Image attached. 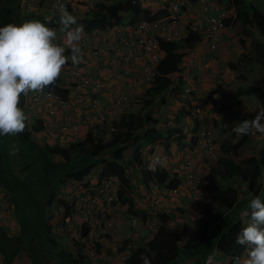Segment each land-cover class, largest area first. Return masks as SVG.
<instances>
[{
	"label": "crops",
	"instance_id": "obj_1",
	"mask_svg": "<svg viewBox=\"0 0 264 264\" xmlns=\"http://www.w3.org/2000/svg\"><path fill=\"white\" fill-rule=\"evenodd\" d=\"M26 1L15 0V2L10 1L8 3L9 10L4 20L5 24H20L31 19H39L45 22L44 18L49 17L51 20L49 26L52 27L55 13L58 10L56 2L46 0L43 4L28 7ZM66 1L72 3L74 0ZM141 1L144 9L154 15L162 9L169 11V6L184 0ZM227 2L228 0H193L189 9L183 8L181 10V28L184 33L187 34V29L192 28L202 34V40L192 47H184L180 50L184 53L179 66L180 71L169 75L174 81L172 89L159 94L161 96L160 100H156L151 108L140 112L150 113L149 115L154 118V122L149 123L150 127L153 126L161 132V135L153 143L146 144L143 147L142 156L146 167L149 162L153 161L154 155H159L165 159V164L163 167L159 165L157 167L166 170L171 178L177 175L181 180V184L176 192L167 188L166 185L161 186V190L154 200L153 194H149L148 190H145L146 187L142 185L144 181L143 173L138 167L132 165L129 169L130 176L132 174L131 177L129 176L131 179L132 201L131 203L128 202L127 205L135 207L145 217H148L149 214L154 215V212L157 213L162 209L165 214L175 219L176 229L180 232H184L189 226L187 221H192L191 216H199L197 217L199 222L202 214L199 212V199H196L193 191L183 184L185 165L188 160L198 161L204 157V154H207L196 143L194 136L197 135V131L205 127L210 128L217 141L222 145L225 144L223 140L226 137L231 138L230 140L233 139L234 144H240L247 138L253 139L251 145H254L257 149V157L260 155L258 152L260 150L259 146H264V135L260 133L238 136L232 130V127L238 122L253 120L257 115V110L263 108L264 95L261 92L262 83L259 81L264 79V68L258 60H261L263 55L261 48L264 47V40L255 27H250L245 32L242 25H234L236 8L227 5ZM72 4L73 9L77 10V13L73 15L84 18L88 8L84 9L78 3ZM90 8L92 7L90 6ZM220 11H224L226 14V26L219 34L217 44L214 47L206 39V31L209 28V18ZM136 21L137 15L135 13L126 14L119 25L115 28H109V31L112 29L119 31ZM257 32L260 33L262 39L259 38ZM59 35L61 42H63V35ZM113 40V37L101 34L86 45H80L83 53L80 64H73L69 60L68 63L71 64H67L68 67L83 68L93 78L100 80L101 87L99 89L86 87L78 82L79 79L68 77L63 71L61 75L62 83L69 88L70 92L67 111L58 108L56 116L51 117L44 108V102L33 103L32 101L34 96L41 93H30L28 97H24L23 110L28 117L27 129L31 144L26 145L24 148L25 143L21 134L17 135L19 136V142L24 145L23 148L18 146L19 153L26 151L34 155L36 152L43 154L42 146L45 144L69 146L71 143L84 140L89 133L103 138V131L106 130L108 122L110 123L113 117L111 118L103 109H91L88 104L90 97L96 95L106 105L115 95L128 93L129 90H131V93L128 94L131 96L135 92H142L143 94L146 92L148 84L145 80L146 76L141 70L145 63L136 64L133 61L135 50L132 49L122 48L121 53L116 54V51L113 50ZM95 48L101 50V56L96 57L91 54ZM66 54L71 55L69 50ZM111 57L114 59V67L110 71H105L106 60L109 61ZM125 72H129V75L125 76ZM187 87H191L190 92L186 91ZM219 87L234 92H238V88L244 87L250 90V94L239 96L237 99H230L217 90ZM130 102L128 110L139 106L131 107ZM197 103L204 105V111L201 115L194 112ZM159 104V109L162 111L160 114L157 113L156 107ZM138 109H141L140 106ZM66 119L76 122L78 130H71L67 134V139L61 140L57 138L58 128L59 124ZM175 128L179 131L169 137L168 132ZM105 138L107 140V137ZM6 143L5 137H0V152L2 155L6 153ZM244 148L242 150L246 152ZM132 150L128 153L127 159L129 160L132 159ZM26 152L22 154L25 155ZM53 157L61 160L59 156ZM98 169L100 167L97 166L93 171L94 177L91 175L89 179H97L95 173ZM225 172L227 174V169L224 170ZM220 175L222 176L221 173L217 174L212 170L207 176L222 187L235 185L231 182V184L223 186L219 183ZM12 177H14V174L10 173L6 177H0V193L4 198L11 194V191L19 189L17 187L19 183H24L19 179L14 181ZM229 180L232 179L227 174V181ZM235 180H238V178ZM241 183L239 181L236 185L237 187L239 185V197L235 206L224 215L222 220L210 228L196 249H187V247L181 245L180 256L171 261L173 264H229L230 258L217 249L219 236L237 219H242L246 225V218L241 215V212L247 207L248 201L255 198L249 191L248 185ZM60 186L61 184H57L49 191L52 192L54 189L57 196ZM22 189L24 188L21 186L19 190ZM262 194L259 196L260 198H262ZM149 199L152 201L149 202ZM46 200L43 204H36L35 202H28L25 198L22 204L18 202L13 206L8 204L9 208L0 227V253L2 254L0 264H44L49 260L50 253L47 247L57 245L54 236L62 237L65 234L59 233V226L63 222L61 214L52 215L49 212V207L46 206ZM119 207L120 209L115 213L116 231L115 237L113 235L112 239L114 243L130 233V229H127L124 224L125 210L122 206ZM76 220H78L77 217ZM152 231V220L148 218V222L144 224L138 233L137 240L139 243L144 244L147 240L151 241L154 237ZM191 231L194 233V230ZM74 234L68 235L71 237ZM70 237L69 241H71ZM209 256H214V262L208 260ZM246 256L247 249L242 255L241 262ZM65 264L67 263L65 262Z\"/></svg>",
	"mask_w": 264,
	"mask_h": 264
},
{
	"label": "trees",
	"instance_id": "obj_2",
	"mask_svg": "<svg viewBox=\"0 0 264 264\" xmlns=\"http://www.w3.org/2000/svg\"><path fill=\"white\" fill-rule=\"evenodd\" d=\"M72 3L75 5L74 1ZM72 3L66 2L65 7L70 13L74 14L77 10L73 9L74 6L72 7ZM227 5H232L236 8L234 25H242L245 32L248 31V28L255 27L261 33L264 40V13L261 12L254 3L249 0H228ZM87 10L86 14H84V18L74 16L76 17L78 25H83V29H87L88 31L94 29H107L108 27L114 26L115 22H120L123 16L129 13H135L137 19L146 18L147 16L150 18H161L168 14L167 9H162L158 13L152 15L149 11L144 9L141 0H103L100 7L90 8V10L88 8ZM139 15L141 17H138ZM57 16L58 12L56 11L54 16L55 20L52 25L54 28L58 27L55 23ZM201 40L202 34L192 28L187 29V34L181 38L180 41L160 40L163 56L161 57L160 63L156 66L155 81L150 84L143 94L140 103L142 104L141 110L151 108L153 104H155L159 94L172 89L174 81L169 75L180 71L179 66L184 56V53L180 50L184 47H192L201 42ZM262 54V58L258 60V62L264 68V52H262ZM45 90L59 95L63 100H67L70 94L69 88L62 83L61 77L54 86L46 88ZM217 90H219L223 96L230 99H237L239 96L250 94V90L244 87L238 88V92L229 89L223 90L221 87ZM23 102L24 97H22L20 104L22 108L24 106ZM262 106L264 108V101L262 102ZM149 114H137L128 111L123 114L121 122H113L115 130L112 131L111 136L108 137L107 140H104L102 136L99 137L89 133L84 140L71 143L69 146L60 144L51 146L45 144L42 146L44 153L41 154L40 152H36L35 157H39L40 160L44 162L45 158L50 157L53 161V156L61 157V162L56 163L57 165H61L59 167L62 169V172L59 173L58 184L71 178L83 180L101 161L108 169L118 174L122 183V191L125 195L124 201L129 203L132 201V199L129 198L131 183L128 175V170L131 165H135L139 168L143 173L144 179L153 177L156 178L161 185H166L167 188L170 189H176L181 184V180L177 175L171 178L166 170L159 168L154 171H149L144 163L142 156L143 147L146 144L153 143L157 137L161 135L160 130L153 126L150 127L151 125H149V123L152 121L154 122V118ZM178 131L179 129L177 128L170 130L168 132L169 137L173 135V133L176 134ZM21 136L25 143L24 148L26 145L31 144V138L27 127ZM194 138L196 139V136H194ZM224 145L226 146L225 156L220 159V163L227 169L228 176L231 179L238 178L247 183L251 194L254 197L260 196L263 193L264 186L260 182L261 168L264 166V147L260 151V158L262 160L261 166L258 168H250L239 164L231 157V142H226ZM130 148H134V151L132 153V159L129 161L126 156ZM3 156L5 158L6 154ZM31 165L32 164L28 163L29 168L33 167ZM22 187L24 189L11 191V194H8L2 202L10 206L24 203L27 194L24 185H22ZM206 194H208L210 198L207 209H204L206 212L203 211V215L195 228V232L193 235H190L186 241H184L183 232H180V230L176 228L173 229L163 225L160 231L151 239L150 243L148 245H143L139 251L135 252L124 264H143L145 258L149 259L151 264H165L180 256L181 245L185 246V248L187 247V249H196L210 228L222 220L224 215L235 206L239 197V188L236 185L222 187L213 180H210L207 189L203 191L202 195L206 197ZM121 195L122 193H120V196ZM55 196L56 191L53 189L47 197L46 206H49L53 202ZM261 200L264 201V193L262 194ZM164 216L168 215L164 213ZM244 226L245 224L242 219H237L219 236L217 249L223 255L230 258L229 264H234V260L237 257L241 260L246 249V246L236 243L237 236ZM65 258L67 264H80L82 260L79 254L73 252L70 253L69 257L65 256Z\"/></svg>",
	"mask_w": 264,
	"mask_h": 264
},
{
	"label": "built area",
	"instance_id": "obj_3",
	"mask_svg": "<svg viewBox=\"0 0 264 264\" xmlns=\"http://www.w3.org/2000/svg\"><path fill=\"white\" fill-rule=\"evenodd\" d=\"M54 1L57 8L60 5L65 6L66 3V0ZM45 2L46 0H27L26 5L34 7L35 4ZM192 3V0L174 3V5L168 7L167 15L161 18H144L119 31L113 29L109 31V28L103 31L83 29L80 45H86L99 35L105 34L114 38L113 50L116 51V54L121 53L122 48L135 50L133 61L136 64L145 63L141 70L146 76L145 80L148 88L155 81L156 66L160 63L163 55L160 40L180 41L185 36L181 28V10L183 8L189 9ZM225 17V13H218L210 17L206 39L214 47L225 26ZM111 28H115V26ZM91 54L97 57L101 56L102 52L99 48H95ZM113 60L112 57L109 58V61L106 60L105 71H110L114 67ZM64 72L68 77L78 78L84 86H90L94 89L101 87L100 80L90 76L81 67H66ZM127 75H129V72H125V76ZM186 91L190 92L191 87H187ZM130 98L131 95L128 93H122L115 95L109 103L104 105L98 96H93L90 107L92 109L103 108L105 112L118 116L127 111L126 104ZM32 101L33 103L44 102V108L51 117L56 116L58 108L65 111L68 106L67 101L61 100L57 94L47 90H44L43 94L34 96ZM194 111L195 114L201 115L204 111V105L197 103ZM77 129L78 124L76 122L66 119L59 124L57 138L67 139L68 132ZM111 130H115V128L111 126ZM197 139L198 144L213 160L217 161L223 155L222 145L216 141L209 129L200 130L197 133ZM202 172L203 170L195 165L193 161H188L185 165V185L190 187L195 195L203 194L201 190L203 185ZM92 176L94 177L93 174ZM150 182L151 193L155 199L159 185L154 178ZM260 182L264 184V169L261 171ZM120 187L121 181L113 172L105 176L102 175L101 171L100 176L95 181L72 178L61 184L58 195L49 205V212L52 215L61 214L63 218V222L59 226V233H75L71 236L70 248L73 253L82 257L80 264H124L142 246L137 237H139L138 233L143 228L145 221L138 214V216L131 214L124 220L126 228L130 229V233L116 243L112 240L116 231L115 211L118 208L119 195L117 192ZM8 208V204L0 203V227ZM76 217L78 220H76ZM159 230V227H156L154 233L157 234ZM145 243H148V240ZM0 260H2L1 253Z\"/></svg>",
	"mask_w": 264,
	"mask_h": 264
},
{
	"label": "clouds",
	"instance_id": "obj_4",
	"mask_svg": "<svg viewBox=\"0 0 264 264\" xmlns=\"http://www.w3.org/2000/svg\"><path fill=\"white\" fill-rule=\"evenodd\" d=\"M57 12L58 16L55 23L58 27L56 28L49 26V23H51L49 17L44 18L45 22H42L39 19H31L20 24L8 23L0 27V137L17 136L26 130L28 117L23 108L20 107L22 97H28L30 93L43 94L46 88L54 86L61 77L62 72L65 71L66 67H68L67 64H69V60L76 65L81 63L83 53L80 48V41L83 37V25H78L76 17L70 13L64 5H60ZM218 13L225 12L220 11ZM146 18L150 17L147 16ZM142 19L144 18L137 19L134 23H137ZM119 23L120 22H115L114 26ZM98 30L103 31L106 29ZM59 34L63 35V42H61ZM68 50L71 52L70 56L66 54ZM60 99L63 100L61 97ZM68 99L64 101H68ZM126 112H128V110ZM105 113L109 114L107 112ZM109 115L113 117L111 122H108V127L106 128V131L109 132L108 136L110 137L112 131H114L111 130V126H113L114 118L116 116L112 114ZM205 128L209 129L213 133L210 128ZM202 129H199L197 133ZM232 130L238 136H247L255 133L264 135V108L257 110V115L253 120L238 122L234 127H232ZM196 143L198 144V139ZM198 146L200 145L198 144ZM222 147L223 150H226L225 145H222ZM18 153L19 147L13 144L12 150L9 154L15 156L18 155ZM221 158H223V155L220 159ZM220 159L217 161H220ZM164 164L165 159L163 157L154 155L153 161L148 163L147 169L149 171H154L158 169L157 165L163 167ZM96 167L93 168L91 173ZM91 173L89 175H91ZM89 175L87 177H89ZM152 178H148L146 180L147 185L151 184L150 180ZM204 180L205 176L203 175V185L201 186L202 191L203 187H205ZM156 181L159 185L158 195L161 190V186L163 185H161L157 179ZM183 184L186 186L185 173L183 177ZM178 188L179 187L173 189L174 192L178 191ZM188 188L191 189L190 187ZM2 203L6 204L5 202ZM203 211L204 208L202 207V203H200L199 212L202 213L201 216L203 215ZM241 215L246 218V225L238 234L236 243L246 246L247 256L242 262L239 257L235 258L234 264H264V201H262L259 196L252 198L248 201L247 207L242 210ZM140 217L143 216L140 215ZM191 217L195 218V220L192 219V221H197V217ZM187 230L188 227L185 231ZM152 232L155 236L156 234L154 231ZM187 235H193V232L189 230ZM184 241H186V239H184ZM149 243L150 241H148V243H142V246L148 245ZM69 249L71 251L70 246ZM214 259V256L208 257L210 262H214ZM143 264H151V261L145 258L143 260Z\"/></svg>",
	"mask_w": 264,
	"mask_h": 264
},
{
	"label": "rangeland",
	"instance_id": "obj_5",
	"mask_svg": "<svg viewBox=\"0 0 264 264\" xmlns=\"http://www.w3.org/2000/svg\"><path fill=\"white\" fill-rule=\"evenodd\" d=\"M10 1L15 2V0H0V27L6 25L4 20H5L7 13H8V10H9L8 3ZM249 1L254 3L257 6V8L261 12L264 13V0H249ZM74 2L76 4L78 3L79 5L83 6V8H86V7L90 8V6L92 8L93 7L97 8L100 3H103V0H74ZM2 4H3V6L1 7ZM257 33L259 34V38L262 39L260 36V33L259 32H257ZM261 49H262V52H264V47H262ZM70 64L71 63H69L68 65H70ZM263 73H264V69H263ZM262 81H259V82L262 83L261 84V92L264 95V79H262ZM78 82H80V81H78ZM128 93H131V90H129ZM160 97L161 96H159L157 100H160ZM142 98H143L142 92H135L126 104L127 110H128V107H129L128 105H129L130 101H131L130 103L132 105L131 107H134L135 105H139L141 108L142 104H140V103L142 101ZM90 99L92 100L93 96H91ZM90 101L88 102V104L90 103ZM139 106L134 107L135 109L128 110V111H132V112L139 114L142 111L141 109H138ZM159 106H160V104L156 106L158 114L162 113V111L159 109ZM122 116H123V114L116 116L114 118V121L117 123L121 122L122 118H123ZM108 133L109 132H107L106 130L103 131V135H104L103 139L104 140H106L105 137L108 136ZM4 137H5V140L7 142L6 143V153H5L6 156L4 158V156L1 154V157H0V167H1L0 177H2V176L6 177V176H8V173L14 174V177H12L14 181L17 179L24 181V183H19L17 185V187L20 189L23 184L25 185V190H26V194H27V196L25 198L27 199V201L28 202H35L36 204H39V203L43 204L46 200L47 195L52 190L50 188H54V186L56 184H58L57 181L59 178V173L62 172V169L59 167L61 165H57L56 163H60L61 160H59V159L57 160V159H55V157H53V161H52L51 158L49 157V158H45V162H44V161L40 160L39 157H35L34 154L28 153L26 151H24L27 153L25 155L22 154L24 152H20V153H18V155L12 156L9 153L12 150L13 144H15L17 146H21L22 148L24 145L22 142L21 143L19 142V136H4ZM230 139L231 138L226 137L223 141H225V143L231 142L230 147H231L232 151H231L230 155L234 160H236V162L238 161L239 164H241L243 166L250 167V168H258L259 166H261L262 160L260 158V155L258 156L259 157L258 158L257 152H256L257 149H255L254 145L253 146L251 145V143L253 142V139L247 138V139L243 140V142H241L240 144L239 143L234 144L233 139L232 140H230ZM243 147H245L244 149L246 150V152H244V150H242ZM262 148L263 147L259 146V149H260L258 151L259 154H260V151ZM132 149L133 148H130L128 150V153ZM133 150H132V152H133ZM222 150H223V147H222ZM224 151L225 150H223V157L225 156ZM128 153H127L126 157L129 156ZM27 162L32 164L31 166H33L32 167L33 169L28 167ZM50 162H51V164H50ZM194 162L197 166L200 167V169L203 170L202 173L205 176V180H204V186L205 187H203V191H205L208 187L210 179L207 175L212 170H214V173H217V174L221 173L222 174V176L220 175L221 177L219 178V183H221L223 186H226L227 184H231V182H233L235 185H237V182L239 183V181L244 183V185L247 184V183H245L239 179L235 180L236 178L227 181V174H226V172L224 173V170L226 168H224L221 165L220 161H215L212 158H210L209 154H204L203 158H201L198 161H194ZM102 163L103 162L100 161V163L97 165L98 167H100V170L95 173L96 177L100 176L101 171H103L102 174L105 176L109 173H112V172L117 175V173L115 171H111L110 169H108L106 167L105 164H102ZM262 169H264V166L261 168V171H262ZM92 174H93V172L91 173V175ZM128 175L130 176V174H128ZM131 176H132V174H131ZM86 180L89 181L90 180L89 177H87ZM146 180L147 179H145L142 182V185L144 187H146L145 190H148L149 194H152L151 193V184L147 185ZM130 182H131V179H130ZM238 188H239V185H238ZM131 189L132 188H130V192H129L130 197L129 198L132 199ZM120 193H122L121 196H120ZM117 194L119 195V202H118V208L116 209L115 213L120 209L119 206H122V208L125 210L124 211L122 209L124 211V214H125L124 215L125 220L131 214H134V215L139 214V215H142L144 217L145 223L148 222V218H151L152 224L154 225L153 231L156 227H159V229H161V227L163 225L167 226L169 228H173V229L176 227L175 219L172 218L170 215L164 216L165 212L162 209L157 211V213L154 212V215L149 214L148 217H145V215L142 214L138 209H136L133 206L127 205L128 202L124 201L125 195L123 194L121 187H120L119 191L117 192ZM150 197H151V195H150ZM195 197H196V199H199L200 203H202V207L206 210L207 205L210 202L209 195L206 194V197H204V195L199 194ZM0 199H1L0 200V203H1L2 200L4 199V196L2 197L1 193H0ZM150 199H149V202L152 201ZM145 201H147V200H145ZM143 217H141V218L143 219ZM195 217H199V216L196 215ZM200 217H202V216H200ZM197 220H198V218H197ZM195 222L189 221V220L187 221V225L189 223V226H188V230L183 232L184 239H188L189 236L187 235V233L189 230L195 231V228L198 225V221L196 223ZM115 223H116V221H115ZM68 236H69L68 234L63 235L62 237L61 236L60 237L54 236V240L57 243V245L55 247H53V246L47 247V249L49 250L50 256H49V260L46 261V263H44V264H65V262H66L65 256L69 257L70 253H72L68 247V244L70 242L69 241L70 236L69 237ZM70 239H71V237H70ZM63 259L65 260V262ZM165 264H173V262H167Z\"/></svg>",
	"mask_w": 264,
	"mask_h": 264
}]
</instances>
